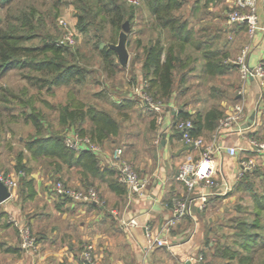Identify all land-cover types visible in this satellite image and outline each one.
Segmentation results:
<instances>
[{
  "label": "rangeland",
  "instance_id": "rangeland-1",
  "mask_svg": "<svg viewBox=\"0 0 264 264\" xmlns=\"http://www.w3.org/2000/svg\"><path fill=\"white\" fill-rule=\"evenodd\" d=\"M62 1L64 3L61 2L56 7L53 0H12L7 4L0 0V19L4 26L7 23L19 24V21H15L14 18L19 16L21 11L32 12L30 22L17 32L22 34V39L17 41L19 44L38 48L45 42H52L53 40L56 42L61 38L64 39L67 32H72L75 43L70 47L72 50L77 47V51L69 52L64 57H66V61L78 63L87 70L83 79L78 82L50 85L47 81L41 80L40 77L37 78L42 73L40 70H36L33 66L23 65L24 63L18 59L9 68H0V178L3 180L10 179L15 183L10 197L6 200H9L7 201L8 204H12L15 208H19L18 203L21 201L24 218L31 213L33 208V203L29 201L28 204L27 199L24 198L27 192L25 183L28 178H33V185L36 188H45L44 181L46 180H50V186L54 188V177L57 175L60 176L58 181L65 188H96L94 184L89 182L91 174L89 170L81 166L67 168L56 158L34 155L32 150L28 148L30 140L35 136L54 133L64 136L68 131V125L60 120V110L70 97H75L86 104H94L110 113L118 126L116 133L112 134L111 137L115 140L112 147H121L123 152L121 157L131 163L138 174H140L141 167L149 165V167L155 168L157 165L156 150L152 143L156 114L149 108L140 105L138 89H140L142 81L135 79V76L132 75L133 69L136 67L135 62L141 57L139 46L142 43H147L150 38L155 36V29L150 28L151 19L147 9L141 0L136 5L126 1V4L133 7L136 12L134 15L135 27L138 30L142 26L140 29L142 31L133 34L131 30L127 34L128 63L126 66L120 65L112 74L107 75L99 62L97 50L93 49V39L89 38V33H81L76 27V23L74 24L76 17L70 0ZM192 2L194 0H184L181 7L173 12L187 16L188 26L196 27L200 34L205 32L204 29L201 30L200 28L210 22L212 15L207 14V7L203 6L198 16L191 19L189 11H191ZM200 4H202V0ZM216 5L215 8L211 9L212 13L219 14L221 17L219 19L222 21H213V25L216 26L217 23L218 26L231 27L232 24L226 21V14L229 9L221 5V2ZM29 25H31L30 29ZM120 30L106 26L104 39L99 45L102 46L107 41L115 43ZM244 31L239 35L232 33V37L227 38L228 42H226V36L221 35L220 32H215L217 38L214 41V47L216 48L224 42L229 43L226 53L230 60L234 59L239 47L237 44L244 42L247 36ZM199 34L194 35V39L198 38ZM108 36L112 38L107 40ZM33 53L36 57L32 59L35 60L52 56L49 51L35 50ZM230 60L227 63H230ZM241 80L239 69L229 68L222 73V76L220 74L207 76L201 81L189 79L187 84L191 86V91L188 93L197 96L199 94L201 97L203 90L204 92L209 91L210 95L203 97L206 99L202 106L210 104L211 106H218L217 104L221 100L231 101L230 94L237 90L236 86H239ZM199 84L201 85L199 86ZM97 92L101 96L96 95ZM111 93L121 100L124 98L129 100L121 102V104L111 103L106 97L107 94ZM151 98L152 101H158L152 96ZM257 101V105L261 106L262 127L256 134L250 136L254 143L264 141L263 91L259 94ZM34 115L37 117L38 126L35 124ZM84 123L89 124L86 120ZM207 136L206 134L204 137ZM239 157L242 161L251 162L250 169L244 173L245 175L238 183L232 186L233 189L227 196L225 194L222 196L224 198L213 202L209 201L203 209L205 211L202 215L201 229H199V232H203L202 246H204L201 249V263L237 264L241 256L251 255L252 264H264V247L260 246L261 242H258V245H255L253 249L248 250L243 248L242 244L245 239L239 235L241 232L239 229H243L244 226L248 227L245 223L253 222L256 218H258V227L249 229V231H256L260 235L264 234V209L257 211L253 199L254 193L256 195L264 193V150H241ZM18 159H21L23 163ZM21 164L24 165L22 168L24 169L23 177L18 174V171L22 170ZM59 164L60 168L56 170L55 168ZM38 178L42 179L36 183ZM78 180L82 183L81 187H77ZM56 195L58 196V194ZM10 214L12 213L0 211V240L1 236L3 237L5 234L14 241L19 239V227L12 221ZM207 217L212 218V221L208 222ZM30 232L32 236L34 233L32 230ZM206 241H209L210 245H207ZM224 250L227 251L224 252ZM9 263L10 261L6 259L0 248V264Z\"/></svg>",
  "mask_w": 264,
  "mask_h": 264
},
{
  "label": "crops",
  "instance_id": "crops-1",
  "mask_svg": "<svg viewBox=\"0 0 264 264\" xmlns=\"http://www.w3.org/2000/svg\"><path fill=\"white\" fill-rule=\"evenodd\" d=\"M220 2L227 9L233 4V0H202V4H200L201 0H194L191 4V11H189L191 19L198 16L203 6L207 7L206 13L212 15L210 22L200 28L205 32L199 34L196 27L189 26L192 29L193 38L194 35L199 34L198 38L205 40L204 45L202 44L204 50L213 49L217 38L215 32L226 36V42H228L227 38L230 39L232 33L239 35L244 31L240 27L241 23H230L231 27L218 26L217 23L216 26L213 25V21H222L219 19L221 18L219 14L212 13L211 10ZM256 12L258 24H264V0H257ZM178 15L188 22L187 16L182 13ZM140 29L142 26L137 30L133 23L131 29L133 34L141 32ZM244 29L247 36L244 42L237 44L239 47L235 57L245 49L244 62L249 67L260 61L264 63V30L259 29L255 34L249 35L247 28ZM226 42L221 43L215 49L219 53L226 52L227 44H229ZM142 45L139 46V50H142ZM192 54L196 57L190 63L192 69H184L185 83L183 84L186 89L182 93L179 92L175 83L170 98L161 101V121L157 122L154 117L152 143L156 150L157 165L155 168L149 165L140 168L138 175L143 183L142 194H129L125 186V190L121 193L110 188L109 183L116 176L111 153L115 148L120 149L122 156L123 152L119 146L112 147L114 141L98 145L99 151L95 153L98 169L96 173L90 174L89 180L96 187L100 197L99 203L89 204L69 197L66 199L64 196H57L53 187L50 186V180L44 181L45 188H36L33 185V196L26 197V202L29 204L31 201L33 208L25 218L22 216L21 201L18 203L19 208L8 204L9 200L0 203L2 213H12L10 215L13 220L18 224L26 225L29 233H31L30 230L34 233L32 236L30 234L34 242L32 248L22 246L20 233L18 234L19 239L15 241L6 234L1 236V252L10 261L9 264H85L83 258L85 250L90 254L91 264H198L195 257L201 254V249L204 248L202 246L203 232H199V229H201L200 224L205 211L203 210L205 206L202 209L198 208V186H195L189 194L191 199L189 213L165 226V222L172 215V200L187 194L185 184L175 179L178 166L188 156L193 159L199 157V149L188 145L180 138L179 133L173 127V118L181 107L190 113L197 110L203 112L211 107V104L202 106L206 99L203 97H208L209 91L204 92L203 90L201 97L199 94L197 96L188 93L191 91V86L187 84L189 79L201 81L207 76H214L205 69V59L202 58L200 49L194 50ZM228 60L230 58L226 53L222 62L226 63ZM141 63L142 56L135 62L136 67L132 75L135 79L142 81L144 78ZM234 68L239 69L236 64ZM241 79L239 86H236L237 90L230 94L231 101L221 100L217 105L223 110V114H226L235 103H241L243 116L240 123L243 126L249 118H252L251 125L237 132L233 127L221 126L218 121L213 129H203L198 134L206 144L214 146L210 154V162L215 166V177L218 181V186L214 187L207 196L206 206L209 201L224 198L222 196L225 194L227 196L233 189L232 186L241 176L239 151H252L249 148L250 136L256 134L262 127L261 106L257 105L261 93L259 79L256 77ZM97 93L96 95H99ZM106 97L115 104L129 100L122 97L124 98L122 101L113 93L107 94ZM206 134L208 136L204 137ZM228 145L237 147L235 155L228 154L226 150ZM216 146H220L219 149ZM39 179L42 178L36 179V183ZM77 182V187H81L82 183L79 180ZM226 185L229 186L227 190ZM133 216L138 217L139 225L131 227L120 225V218L127 219ZM206 219L208 222L212 221L210 217ZM144 224L149 226L151 236H158L165 243L148 246L143 229Z\"/></svg>",
  "mask_w": 264,
  "mask_h": 264
},
{
  "label": "trees",
  "instance_id": "trees-1",
  "mask_svg": "<svg viewBox=\"0 0 264 264\" xmlns=\"http://www.w3.org/2000/svg\"><path fill=\"white\" fill-rule=\"evenodd\" d=\"M1 1L7 4L12 0ZM53 1L56 7L57 4L64 3L62 0ZM69 2L74 7L76 27L81 33H89V38L93 39V49L98 52L103 71L107 75L112 74L120 67L115 52L108 46L109 41L102 46L99 43L104 39L106 26L120 30L123 22L127 20L131 31L136 13L134 8L128 6L126 0H70ZM141 2L147 9L151 19L150 28L155 29V36L143 44L141 50V70L144 78L142 86L153 98L159 101L169 99L175 88V83L179 92L182 93L186 89L183 84L185 83L184 69H192L190 63L196 59L195 55L192 54L194 50L200 49L202 58L205 59V69L211 75L224 73L226 69L234 67L235 64L232 62H222L226 52L219 53L215 47L212 50H204L202 44L204 45L205 40L200 39V37L194 39L192 29L189 28L187 21L180 15L174 14L173 11L180 7L182 0H141ZM31 17L32 12L21 11L19 16L14 18L15 21H19V24L7 23L6 26L1 24L0 19V68H9L18 59V61L24 63L23 65L33 66L36 70H40L42 73L37 78L40 77L41 80L47 81L50 85L70 84L82 80L87 70L78 63L66 61V57H64L69 52L77 51V47L72 50L70 45L60 46L54 40L45 42L38 48L25 46L17 42L22 39V34L17 32L21 27L27 26ZM241 24L240 27L244 30L247 25L245 23ZM30 27L31 25H29V29ZM111 38V36H108L107 40ZM35 50L49 51L52 56L37 60L32 59L36 57L33 53ZM101 94L103 93L101 92ZM222 116L223 110L216 105H212L203 112L197 110L193 113L181 107L173 118V127L175 128V123L179 119H190L193 125L191 133L198 135L203 129H213ZM60 117V120L68 125L67 130L71 129L80 135H87L97 145L115 141L111 138L118 127L115 119L108 111L94 104H86L75 97H70L69 101L61 106ZM33 118L38 126L37 117L34 115ZM85 120L89 123L87 126L83 124ZM28 148L32 150L34 155L56 158L67 167L81 166L89 170L91 174L96 173L98 169V162L94 153L88 150L77 152L66 147L63 144V136L58 133L35 136L30 140ZM21 163H23L22 160ZM20 168H24V165L21 164ZM59 168L60 164L55 169L58 170ZM23 170L18 171V174L22 177L24 176ZM244 173L236 183L245 175ZM59 177V175L55 176L54 180H59ZM25 185L27 186V192L24 198H31L34 194L33 178H28ZM109 186L118 193L125 190L124 185L117 181L116 176L110 181ZM64 197L67 199V196ZM253 199L257 211L263 210L264 193L259 195L254 193ZM89 204L95 203L90 202ZM256 213L258 215V212ZM245 224L248 227L243 225V229H239L241 230L239 235H242L240 237L245 239L242 244L243 248L253 249L255 245H258V242H261L260 246L264 247V234L260 235L256 231H249V229L258 227V218ZM246 229L249 232L245 231ZM206 244L210 245L209 241H206ZM226 251L224 250V252ZM251 260V255H243L237 264H252ZM197 263L200 264V262Z\"/></svg>",
  "mask_w": 264,
  "mask_h": 264
},
{
  "label": "built area",
  "instance_id": "built-area-1",
  "mask_svg": "<svg viewBox=\"0 0 264 264\" xmlns=\"http://www.w3.org/2000/svg\"><path fill=\"white\" fill-rule=\"evenodd\" d=\"M134 5L139 4L140 0H126ZM257 0H233V4L230 6L227 14L226 20L228 23H245L247 25V30L249 35L255 34L259 29L264 30V24H258L257 19ZM74 39L72 32H67L64 39L56 41L57 45H73ZM246 50H241L240 54L231 60L232 63L236 64L240 71V76L243 79L246 78H258L261 86V92L264 91V63L262 61L257 62L254 66L249 67L244 62V55ZM138 89V88H137ZM139 90V91H138ZM138 94L140 96L141 105L149 108L156 114V121H161V101H152L151 95H149L140 86L138 89ZM243 116V105L241 103H235L232 109L224 114L220 119L219 123L223 127H233L235 131L240 132L242 124L240 120ZM193 125L190 119H179L175 123V128L178 130L180 138L188 145L199 149V157L193 159L188 156L183 160L177 169L175 174V179L177 181L183 182L187 189V194L181 198H175L172 200V215L171 218L165 222V226L174 223L176 219L181 216L188 214L190 210L189 198L190 192L198 186L199 192L197 195L198 208L202 209L207 201V196L212 192L214 187L218 186V181L215 177V166L211 164V153L213 150L212 144H206L204 139L199 135H193L191 133ZM63 144L74 150V151H84L88 150L92 153H97L99 151V146L92 142L87 135H80L76 131L69 129L63 136ZM249 146L252 150H264V141L259 143H254L252 139H249ZM220 146H216L219 149ZM226 150L229 155H235L237 153V147L235 145H228ZM111 158L114 162V167L116 170L117 181L126 187L129 194L138 193L142 194L141 182L138 173L133 168L132 164L127 162L121 157V152L119 148H115L111 153ZM251 167V162L240 161L241 175L248 171ZM12 192L14 182L10 179L3 180L0 178ZM54 191L56 194L61 196H67L75 201L83 203H99V197L95 188L88 187L84 189H70L65 188L60 181L55 180ZM225 189H229L226 185ZM16 226L19 227V233L21 237V244L23 247L29 248L33 247V238L30 236L29 230L26 225L18 224L12 219ZM119 223L121 226L131 227L139 225V219L137 216H133L127 219L120 218ZM145 236L148 240V246L157 244H164L165 241L158 236H151L150 229L147 224L143 225ZM83 258L85 264H91V257L87 250L83 252ZM196 262H202V254H197L195 257Z\"/></svg>",
  "mask_w": 264,
  "mask_h": 264
},
{
  "label": "water",
  "instance_id": "water-1",
  "mask_svg": "<svg viewBox=\"0 0 264 264\" xmlns=\"http://www.w3.org/2000/svg\"><path fill=\"white\" fill-rule=\"evenodd\" d=\"M130 31L128 21H124L121 30L118 32L117 40L115 43L108 42V46L115 52L117 62L126 66L128 63L129 53L126 48V38ZM252 118H249L248 122L242 126L247 128L251 125ZM11 195L9 187L0 179V202L6 200Z\"/></svg>",
  "mask_w": 264,
  "mask_h": 264
}]
</instances>
